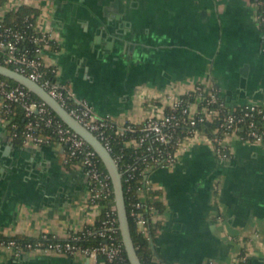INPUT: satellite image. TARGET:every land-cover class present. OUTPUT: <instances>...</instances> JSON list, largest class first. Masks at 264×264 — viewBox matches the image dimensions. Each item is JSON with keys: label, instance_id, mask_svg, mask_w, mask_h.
<instances>
[{"label": "crops", "instance_id": "crops-1", "mask_svg": "<svg viewBox=\"0 0 264 264\" xmlns=\"http://www.w3.org/2000/svg\"><path fill=\"white\" fill-rule=\"evenodd\" d=\"M10 1V0H9ZM39 9L50 33L46 65L99 115L142 121L168 93L197 84L233 108L264 103V32L257 0H13ZM221 157L206 136L188 139L175 164L150 174L163 203L152 238L170 264H264V145L234 131ZM89 178L67 164L58 142L19 141L0 121V232L65 238L97 218ZM88 202H87V201ZM86 203L85 207L83 203ZM0 264H107L81 252H24L0 246Z\"/></svg>", "mask_w": 264, "mask_h": 264}, {"label": "built area", "instance_id": "built-area-1", "mask_svg": "<svg viewBox=\"0 0 264 264\" xmlns=\"http://www.w3.org/2000/svg\"><path fill=\"white\" fill-rule=\"evenodd\" d=\"M263 5L260 21L264 32V0H257ZM23 4L15 2L11 8ZM4 5V4H1ZM27 20V17H26ZM0 18V54L5 63L12 64L14 69L28 75L41 84L52 96L60 101L80 122L94 132L112 153L114 139L125 137L124 144L136 150V161H123L121 152L113 155L117 165L121 163L125 180L130 181L139 171L144 177L136 187L138 199L129 198L127 208L138 228L145 234L150 233V223L157 222L163 210L154 202L155 195L149 174L157 167L170 166L177 162L179 154L188 147L186 141L198 136H206L215 151L223 158L228 157L229 150L226 137L236 131L245 141H255L264 145V103L248 101L233 108L219 95L217 89H206L197 84L193 90L183 93H168L166 99L159 103L158 97L149 98V105L159 112L147 115L142 121L119 122L109 115H99L93 105L86 99L75 95L73 90L58 76L57 66L46 65L44 56L51 47L53 39L50 33L40 31L37 24L28 22L23 28L6 25ZM33 29L29 32L28 28ZM31 90L21 83L10 84L0 76V121L6 126L11 123L10 133L16 135L18 123L15 120L13 105L19 103L24 110L27 121L22 129L23 141L33 143L58 142L63 145L69 156H78L90 184L88 201L100 205L98 199L110 200L106 217L101 225L95 226L97 218L82 228L71 231L65 238L47 232L34 240L19 243L15 239L0 241V246L20 255L24 252H56L73 254L81 252L97 259L103 257L107 264L124 260V243L119 236L117 225V207L111 202L110 174L99 166L96 150L78 132L66 124L60 116L42 99H35ZM217 104V106H215ZM218 134H209L201 127L206 119L222 113ZM43 125L50 127L54 136L43 135L38 130ZM14 132H13V131ZM80 164V165H81ZM131 188V184H128ZM147 194H150L149 197ZM126 201V200H125ZM127 207V203H126ZM94 234L100 241L93 245H83L77 241L81 235ZM152 240V236H151ZM237 264H249L247 251L236 256ZM131 264V263H124ZM201 264H218L210 259Z\"/></svg>", "mask_w": 264, "mask_h": 264}, {"label": "trees", "instance_id": "trees-1", "mask_svg": "<svg viewBox=\"0 0 264 264\" xmlns=\"http://www.w3.org/2000/svg\"><path fill=\"white\" fill-rule=\"evenodd\" d=\"M6 0H0V4H3ZM261 11L263 10V5L261 6ZM39 9L37 7H34L28 3H23L17 7L11 8L9 10L6 11L4 18L2 19L3 23L6 25H14L16 27H25L27 25L28 22H33L36 24V17L39 14ZM27 17V20H26ZM29 32L33 31L32 27L28 28ZM53 43H51L52 46ZM0 62L7 64L10 67H14L12 64L9 63H5V61L2 58V55L0 54ZM1 77L5 78L6 80L9 81L10 84H16L18 83L17 81H15L12 78H9L5 75L0 74ZM31 95L37 99L42 101V99L35 94L34 92H31ZM217 106V104L215 105ZM241 106H238L237 109L238 111L241 109ZM13 109L15 112H13L15 120L18 123V128H16L14 131H16V135L13 136L14 139L19 140V141H23L24 135L22 133V129L27 121V117L24 115V110L23 107L19 104V103H15L13 105ZM54 114H56L57 116H59L55 111H53ZM224 112L220 113V114H216L213 117H210L209 119H206L205 122L201 123L200 127L207 133L209 134H218L220 129H219V125L222 121L221 116ZM6 128L10 131L11 130V123L6 125ZM13 131V130H12ZM13 131V132H14ZM41 134L46 135L49 134L51 136H54V133L51 131L50 127H47L45 125H43L41 128H39L38 130ZM124 138L125 137H116L114 139V149H112V154L116 155V153L121 152L124 154V158L123 161H136V157H134L137 153L136 150L132 147V146H127L124 144ZM66 153H67V149H66ZM96 157L99 158V166L105 171L108 172L103 160L101 159V157L99 156V154H96ZM66 161L67 164H72V163H79L80 162V158L78 156H69L68 154H66ZM81 166L84 169V166L81 164ZM119 167L120 170L124 172V169L121 165V163H119ZM144 177L143 174H140L139 171H136V174L133 178L130 179V181H126L125 180V174L123 173V189H124V195H125V200L127 203V208H129V198L132 199H138V194L136 193V187L140 184V180H142ZM131 184V188H128V184ZM110 184H111V202L114 201V189H113V184H112V180L110 179ZM154 190L150 192V194H154ZM150 194H147L148 197ZM99 201V206H100V213L98 216V219L96 220L95 226L99 227L102 223V220L106 217V211L107 208L109 206L110 200H106V199H98ZM154 202L156 203V205L163 210V203L160 200H154ZM129 224H130V230H131V235L134 241V245L136 247V250L138 252V255L141 259V261L144 264H170L165 262L164 260L159 259L158 257L155 256L154 253V249L152 246V240H151V236L152 238L156 235V233L159 230V226H160V222H154V223H150V233L145 234L143 233L139 228L138 225L135 223V221L132 219V217L129 215ZM117 225L119 226V219H118V215H117ZM119 236L122 238L121 235V231L119 228ZM9 239H15L17 240L19 243H25L27 241L30 240H34L35 237H30L21 233H15V234H11V235H5L2 232H0V241H7ZM100 237L98 235H94V234H87V235H81L80 238L77 239V241L83 245H93V244H97L100 241ZM124 260L121 261H117L115 262V264H124V263H130V260L128 258L127 252L126 250H124Z\"/></svg>", "mask_w": 264, "mask_h": 264}, {"label": "water", "instance_id": "water-1", "mask_svg": "<svg viewBox=\"0 0 264 264\" xmlns=\"http://www.w3.org/2000/svg\"><path fill=\"white\" fill-rule=\"evenodd\" d=\"M0 74L5 75L15 81L25 85L32 92L43 99L59 116L60 118L78 132L85 140L96 150L103 160L112 180L115 203L119 219V227L122 235L125 250L131 264H144L136 250L134 241L131 235L129 216L126 207L122 174L119 170L117 162L110 150L98 138V136L80 122L58 99L52 96L41 84L31 79L28 75L17 71L16 69L0 62Z\"/></svg>", "mask_w": 264, "mask_h": 264}, {"label": "rangeland", "instance_id": "rangeland-1", "mask_svg": "<svg viewBox=\"0 0 264 264\" xmlns=\"http://www.w3.org/2000/svg\"><path fill=\"white\" fill-rule=\"evenodd\" d=\"M4 5L0 4V18L3 19L4 15L6 13L7 10L11 9V7H13L15 5V1L13 0H6L4 3ZM87 201V200H86ZM88 202V201H87ZM86 203H83V206L85 207Z\"/></svg>", "mask_w": 264, "mask_h": 264}]
</instances>
